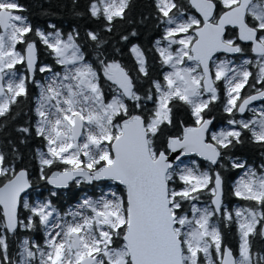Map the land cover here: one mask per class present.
Returning a JSON list of instances; mask_svg holds the SVG:
<instances>
[{
  "label": "snow or ice",
  "instance_id": "snow-or-ice-1",
  "mask_svg": "<svg viewBox=\"0 0 264 264\" xmlns=\"http://www.w3.org/2000/svg\"><path fill=\"white\" fill-rule=\"evenodd\" d=\"M71 3L89 23L65 33L0 0V264H264V0H149L135 23L161 29L158 76L133 42V0ZM217 106L227 126L213 130ZM246 146L262 150L258 167L234 155ZM229 167L242 170L231 208ZM33 181L50 186L44 199L26 198ZM93 181L108 191L63 215L51 203Z\"/></svg>",
  "mask_w": 264,
  "mask_h": 264
},
{
  "label": "trees",
  "instance_id": "trees-1",
  "mask_svg": "<svg viewBox=\"0 0 264 264\" xmlns=\"http://www.w3.org/2000/svg\"><path fill=\"white\" fill-rule=\"evenodd\" d=\"M85 2L86 0H77L79 10H83ZM148 2L149 0H133L134 8L132 17L134 26L137 29V37L133 42L138 43L145 51V53L149 55L150 75L158 76L160 69L159 67L152 64L151 59L152 56H154V50H149L152 48L153 41L157 38L161 29L152 20H149L143 24L135 23L138 17L146 13ZM21 3H23L27 8L26 14L28 15L32 23L44 29H47V25L49 23H52L57 28H60L63 32L66 33L73 27L81 29L82 26H86L89 23L87 19L78 18L71 14V0H21ZM51 13H55V15H52ZM81 34L83 35L82 31ZM116 49H118V51L114 52L116 58L120 59L122 63H124L131 69L134 61L131 57V54L127 50V46L124 45L123 42H118L116 45ZM41 59L48 63H52L53 69L54 67H57L52 61V58L47 56L43 52L41 53ZM39 78L42 80L43 76H39ZM147 87L148 84L144 83L143 88ZM220 88L222 93V85L220 86ZM33 91V86L29 85V94L31 95ZM213 115L216 118L213 123H218V120L226 117V115L219 110L218 106L213 108ZM0 139H3L2 135H0ZM37 147H42V145L37 138L33 137L28 141V144L26 146H23L21 148V153L25 164H28L31 160L32 164L34 165V155L35 149ZM261 152L262 150L259 148V146H246L242 149L237 150L234 155L246 161L247 164L258 167L262 159ZM191 159H195V157H191ZM225 163H227V161H225ZM239 171L240 170H233L229 167L223 172L225 176V203L229 208H231L233 204H240V201H237L236 198L228 195L231 183L233 179L237 177ZM32 175H35L34 171L32 172ZM104 189H106L105 185L96 181H93L91 184L81 185L71 183L65 190H59L58 195L55 198L51 199V203L58 211L64 213L69 207H72L75 205V203L79 202L82 197H98L102 194ZM48 190H50V188L47 187V185H44L43 183L37 184L35 183V181H33L32 187L28 192L29 200L32 201V197L38 198L39 200L44 199L48 195ZM38 235L42 237L39 225H37V228L32 233L33 238H36V236ZM255 250L257 252L264 253V240H256Z\"/></svg>",
  "mask_w": 264,
  "mask_h": 264
},
{
  "label": "flooded vegetation",
  "instance_id": "flooded-vegetation-1",
  "mask_svg": "<svg viewBox=\"0 0 264 264\" xmlns=\"http://www.w3.org/2000/svg\"><path fill=\"white\" fill-rule=\"evenodd\" d=\"M223 87V86H222ZM221 94V100L223 99V96H222V93H220ZM262 104H264V102H258V103H256V104H254L255 105V107H261L262 106ZM216 119V118H215ZM214 119V120H215ZM226 124V117L224 118L223 117V119H221V120H218V123H214V128H213V130H216L217 128H219V127H221V126H224ZM220 129V128H219ZM218 129V130H219ZM191 157H195L194 155H189V160H191ZM195 159L196 160H199V158H197V157H195ZM188 161H185V163H187Z\"/></svg>",
  "mask_w": 264,
  "mask_h": 264
},
{
  "label": "rangeland",
  "instance_id": "rangeland-1",
  "mask_svg": "<svg viewBox=\"0 0 264 264\" xmlns=\"http://www.w3.org/2000/svg\"><path fill=\"white\" fill-rule=\"evenodd\" d=\"M56 66H57V65H56ZM53 70H54V71L59 70V66L54 67ZM44 78H45V77L43 76V79H44ZM43 79H42V80H43ZM257 108H259V107H257ZM226 126H227V125L225 124L224 126H221V127H219V128H223V127H226ZM219 128H217L216 130H218ZM214 129H215V128H214ZM241 171H242V170L239 171L238 175H240ZM238 175H237V176H238ZM236 178H237V177H236ZM236 178H234L233 181H234ZM106 191H108L107 188L104 189V191L102 192V194H103L104 192H106ZM84 197H89V196H84ZM84 197H82V198H84ZM26 198L29 199V196L26 197ZM32 201H39V199H38V198H35V197H32ZM197 203L199 204L200 201H197ZM239 203L242 204L243 202L240 201ZM76 204H77V203H76ZM76 204H75V205H76ZM72 207H74V206H72ZM72 207H69L67 210H69V209L72 208ZM59 212H60V211H59ZM60 214L63 215L64 213H61V212H60ZM258 253H259V254H264L263 252H258Z\"/></svg>",
  "mask_w": 264,
  "mask_h": 264
},
{
  "label": "water",
  "instance_id": "water-1",
  "mask_svg": "<svg viewBox=\"0 0 264 264\" xmlns=\"http://www.w3.org/2000/svg\"><path fill=\"white\" fill-rule=\"evenodd\" d=\"M258 102H260V101H256V102H254V104H255V103H258ZM190 155L192 156V154H190ZM197 158H198V157H197ZM199 159H200V158H199ZM71 183H72V182H70V184H71ZM70 184H69V185H70ZM31 187H32V185H31ZM48 187H50V186H48ZM30 189H31V188H30ZM30 189H28V190H26V191L28 192ZM62 189H66V188H62ZM62 189H59V190H62Z\"/></svg>",
  "mask_w": 264,
  "mask_h": 264
}]
</instances>
